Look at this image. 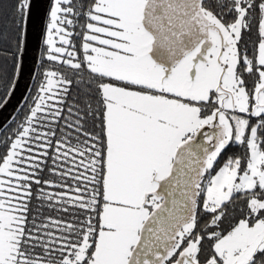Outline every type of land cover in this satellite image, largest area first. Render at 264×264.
Here are the masks:
<instances>
[{"label":"snow or ice","instance_id":"1","mask_svg":"<svg viewBox=\"0 0 264 264\" xmlns=\"http://www.w3.org/2000/svg\"><path fill=\"white\" fill-rule=\"evenodd\" d=\"M29 9L0 0V55ZM44 43L0 264H264V0H53Z\"/></svg>","mask_w":264,"mask_h":264},{"label":"water","instance_id":"2","mask_svg":"<svg viewBox=\"0 0 264 264\" xmlns=\"http://www.w3.org/2000/svg\"><path fill=\"white\" fill-rule=\"evenodd\" d=\"M53 0H30L27 38L22 41L12 86L0 103V134L19 114L35 85Z\"/></svg>","mask_w":264,"mask_h":264},{"label":"trees","instance_id":"3","mask_svg":"<svg viewBox=\"0 0 264 264\" xmlns=\"http://www.w3.org/2000/svg\"><path fill=\"white\" fill-rule=\"evenodd\" d=\"M48 23H49V19H48ZM81 23H83V20H81ZM76 30L81 31L80 28H77ZM73 41L77 46V50H79V45H80L79 37L74 36ZM21 44H22V41H15L11 44V46L5 45V48L10 47L11 50L8 51L5 55H0V103L4 100V98L6 97L7 93L9 92L12 86V83H13V80L16 74L17 65H18ZM46 55H47V46L44 43L39 71H38L36 82L32 89V92L30 93L29 98L25 102L19 114L14 118V120L9 124V126L0 134V136L5 135L6 130L15 128L18 123H23L24 117L27 114L28 107L33 104L34 98L37 95L38 87L43 80L44 71L50 67H57V68L60 67V65H52L49 61H47L45 58ZM72 92L74 93L75 89H72ZM69 102H71V97L69 98ZM3 151L4 149L0 148V152H3ZM235 151H238V149L230 148L229 154ZM44 176L45 178L56 179L55 177H49L47 173H45ZM35 203L36 201L34 200L33 204ZM51 215H56V213H51Z\"/></svg>","mask_w":264,"mask_h":264}]
</instances>
